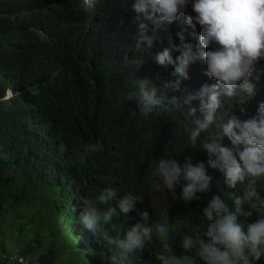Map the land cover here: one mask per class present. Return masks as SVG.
I'll use <instances>...</instances> for the list:
<instances>
[{
	"label": "trees",
	"instance_id": "trees-1",
	"mask_svg": "<svg viewBox=\"0 0 264 264\" xmlns=\"http://www.w3.org/2000/svg\"><path fill=\"white\" fill-rule=\"evenodd\" d=\"M50 5L0 0V264H23L17 259L52 264L55 258L59 264H112L118 249L79 223L82 200L96 201L105 188L115 189L119 198L128 193L143 197L135 210L114 221L119 233L105 226L113 238L123 239L146 210L153 220L169 224L172 254L194 256L195 249L186 252L182 247L183 239H195V226L203 234L209 201L220 195L231 206L228 193L245 187L228 188L224 174L207 166L201 145L231 115L245 120L258 114L264 78L252 97L223 98L213 125L191 145L193 122L203 118L200 101L178 106L170 101L195 96L216 81L206 75L203 61L192 63L184 79L175 74L174 65L162 67L154 56L180 45L175 30H181L184 43L195 51L188 42L192 27L174 21L168 31L157 30L133 10V0H61ZM141 23L147 25L151 47L143 42L137 47ZM179 55L172 53L173 59ZM143 79L163 100L147 116L135 100H127L135 80ZM174 80L180 81L179 91L165 86ZM189 107L197 109L194 116ZM97 143L102 145L99 151L85 153V145ZM223 144L232 147L227 137ZM161 158L205 163L212 178L209 190L187 203L181 199L182 183L175 187V199L167 190L157 192L150 166ZM256 187L264 198V176ZM257 218L254 213L239 220L246 226ZM155 249V244H146L131 264H159ZM257 264H264V258Z\"/></svg>",
	"mask_w": 264,
	"mask_h": 264
},
{
	"label": "clouds",
	"instance_id": "clouds-1",
	"mask_svg": "<svg viewBox=\"0 0 264 264\" xmlns=\"http://www.w3.org/2000/svg\"><path fill=\"white\" fill-rule=\"evenodd\" d=\"M133 10L143 13L152 21L155 29L168 31L175 22H184L192 27L193 38L186 40L181 30L173 31L181 41L155 54L156 63L162 67L175 66V74L188 78L189 66L200 60L206 64V75L216 81L205 84L199 92L178 100L173 96L174 105H190L199 99L202 119L195 120L189 133V143L195 145L201 133L209 130L217 119L223 98L238 94L252 97L264 78V0H133ZM147 25H139L137 47L140 43L152 45V39L145 33ZM171 44V43H170ZM180 55L173 59L172 53ZM179 80L166 83L172 91H179ZM135 90L128 101L135 100L139 111L147 116L159 107L163 100L157 95V88L147 79L135 80ZM264 99V91L260 92ZM197 109L189 107V115ZM244 110L242 109V112ZM232 147L223 144L224 138ZM242 146V150H241ZM102 145L87 144L85 153L97 152ZM201 148L208 154L207 166L219 170L225 176L230 189L245 185L242 192H229V203L220 196H213L203 210L206 227L195 226V239L185 236L182 247L185 251L195 249V255L172 254L169 224L158 222L148 211H140V221L125 230L124 238H113L108 228L117 233L120 226L114 221L136 209L143 197L128 193L119 198L113 188L101 191L96 201L83 199L79 212L82 229L94 237L101 238L108 245H114L118 254L112 256V264H131L138 250L145 245H156L155 257L159 264H257L264 258V198L257 191V180L264 176V103L258 114L245 120L231 115L226 121L217 123L216 130L208 135ZM157 178L154 187L157 192L173 193L177 184L182 183L183 201L197 199V193L209 190L211 177L207 175L205 163L193 165L191 158L181 164L173 158H161L150 166ZM98 204L105 205L103 210ZM257 219L245 224L239 218Z\"/></svg>",
	"mask_w": 264,
	"mask_h": 264
},
{
	"label": "rangeland",
	"instance_id": "rangeland-1",
	"mask_svg": "<svg viewBox=\"0 0 264 264\" xmlns=\"http://www.w3.org/2000/svg\"><path fill=\"white\" fill-rule=\"evenodd\" d=\"M41 2H43V3H49L51 5H56V4L60 3L61 0H41ZM84 2L86 3V0H84ZM10 96H11V94L10 93H7V97H10ZM40 261L41 262H45L44 260H40ZM34 262H37V261H34ZM52 264H59L56 258L53 260Z\"/></svg>",
	"mask_w": 264,
	"mask_h": 264
},
{
	"label": "built area",
	"instance_id": "built-area-1",
	"mask_svg": "<svg viewBox=\"0 0 264 264\" xmlns=\"http://www.w3.org/2000/svg\"><path fill=\"white\" fill-rule=\"evenodd\" d=\"M14 259V258H13ZM17 261L19 262V263H23V264H41V263H38V262H29V263H26L25 262V260H23V259H17Z\"/></svg>",
	"mask_w": 264,
	"mask_h": 264
},
{
	"label": "bare ground",
	"instance_id": "bare-ground-1",
	"mask_svg": "<svg viewBox=\"0 0 264 264\" xmlns=\"http://www.w3.org/2000/svg\"><path fill=\"white\" fill-rule=\"evenodd\" d=\"M91 1V0H90ZM51 6V5H50ZM180 23V22H179ZM174 25V24H173ZM174 28V27H173ZM10 93V92H9ZM226 101H227V99H226Z\"/></svg>",
	"mask_w": 264,
	"mask_h": 264
}]
</instances>
